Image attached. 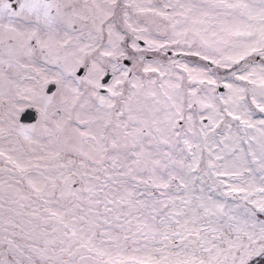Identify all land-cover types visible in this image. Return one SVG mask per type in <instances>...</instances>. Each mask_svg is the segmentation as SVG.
<instances>
[{
	"label": "snow or ice",
	"instance_id": "snow-or-ice-1",
	"mask_svg": "<svg viewBox=\"0 0 264 264\" xmlns=\"http://www.w3.org/2000/svg\"><path fill=\"white\" fill-rule=\"evenodd\" d=\"M0 264H264V0H0Z\"/></svg>",
	"mask_w": 264,
	"mask_h": 264
}]
</instances>
